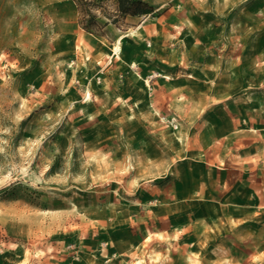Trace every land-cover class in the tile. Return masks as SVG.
<instances>
[{"label": "rangeland", "instance_id": "rangeland-1", "mask_svg": "<svg viewBox=\"0 0 264 264\" xmlns=\"http://www.w3.org/2000/svg\"><path fill=\"white\" fill-rule=\"evenodd\" d=\"M145 1L0 0V264H264V0Z\"/></svg>", "mask_w": 264, "mask_h": 264}, {"label": "trees", "instance_id": "trees-1", "mask_svg": "<svg viewBox=\"0 0 264 264\" xmlns=\"http://www.w3.org/2000/svg\"><path fill=\"white\" fill-rule=\"evenodd\" d=\"M105 2L106 0H78L77 13L83 29L90 33L99 31L96 28L97 22L92 20L96 7L105 8L106 16L111 22L119 21L122 16H143L154 12V7L145 0H114V11L107 10Z\"/></svg>", "mask_w": 264, "mask_h": 264}, {"label": "bare ground", "instance_id": "bare-ground-1", "mask_svg": "<svg viewBox=\"0 0 264 264\" xmlns=\"http://www.w3.org/2000/svg\"><path fill=\"white\" fill-rule=\"evenodd\" d=\"M117 50V49H116Z\"/></svg>", "mask_w": 264, "mask_h": 264}]
</instances>
